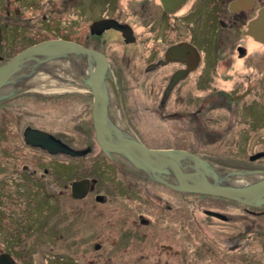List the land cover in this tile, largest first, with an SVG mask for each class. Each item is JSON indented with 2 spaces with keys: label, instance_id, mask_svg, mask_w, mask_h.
<instances>
[{
  "label": "flooded vegetation",
  "instance_id": "obj_1",
  "mask_svg": "<svg viewBox=\"0 0 264 264\" xmlns=\"http://www.w3.org/2000/svg\"><path fill=\"white\" fill-rule=\"evenodd\" d=\"M263 10L264 0H0V67L44 43L94 55L65 51L73 74L40 83L57 59L36 56L0 89V264H167V214L181 226L188 198L206 195L105 153L95 112L149 150L199 156L231 142L264 155V43L252 34ZM243 210L247 230H262L264 206Z\"/></svg>",
  "mask_w": 264,
  "mask_h": 264
},
{
  "label": "water",
  "instance_id": "obj_2",
  "mask_svg": "<svg viewBox=\"0 0 264 264\" xmlns=\"http://www.w3.org/2000/svg\"><path fill=\"white\" fill-rule=\"evenodd\" d=\"M252 32L256 39L264 43V10L254 23ZM65 51L77 53L82 51L87 56H94L91 52L71 45H57L54 48L49 43H44L29 48L7 66L0 67V89L9 83L11 74L18 72L23 64L33 60L36 56L45 54L46 60H53L56 58L55 53L63 54ZM106 68L107 65L104 62L102 70L92 73L91 84L101 81L102 73L106 71ZM93 91L96 93L97 89L94 87ZM96 98V101H102L97 94ZM95 119L100 131L104 130L96 136L103 151L110 156L121 158L127 167L146 177L163 184L169 181L167 185L169 188L185 193L222 198L254 208L264 206V170H226L211 163H203L196 155L186 151L149 150L133 135L119 131L104 118L102 113L95 112ZM261 155H255L250 160L258 159ZM238 180H249L250 182L245 185H234ZM205 214L219 219L225 218L211 211H206Z\"/></svg>",
  "mask_w": 264,
  "mask_h": 264
},
{
  "label": "rangeland",
  "instance_id": "obj_3",
  "mask_svg": "<svg viewBox=\"0 0 264 264\" xmlns=\"http://www.w3.org/2000/svg\"><path fill=\"white\" fill-rule=\"evenodd\" d=\"M234 148L230 142L224 148L227 152L199 153V156H207L211 163L213 160L222 164L219 167L264 170L263 154L250 161V157L258 155L254 153V148L247 146L245 150L240 149L242 152ZM188 199L195 206L182 210L181 226H178L177 216L167 214V243L173 249L172 253L167 254V264H264V216L262 230L255 224L252 230H247L254 218L244 212V205L211 196H192ZM203 208L221 211L226 221L205 217L202 214ZM192 209L199 223L198 228L188 223Z\"/></svg>",
  "mask_w": 264,
  "mask_h": 264
},
{
  "label": "bare ground",
  "instance_id": "obj_4",
  "mask_svg": "<svg viewBox=\"0 0 264 264\" xmlns=\"http://www.w3.org/2000/svg\"><path fill=\"white\" fill-rule=\"evenodd\" d=\"M35 47H37V46H35ZM55 55H56V59L57 60H55L54 62H51L50 63V69H51V71L53 70V73L52 74H50L49 76L48 75H45V74H39L38 75V77H37V79H36V83H40V82H48L49 80H51L50 78H52V80H55V81H57V82H61V80H60V77H62V78H64L65 77V70L69 73V75H71V74H73V73H71V71H69V64H68V62H66L65 60H58V58H60L59 56H60V54L59 53H55ZM40 56H42L43 58L46 56L45 54H42V55H40ZM105 62V61H104ZM106 64V63H105ZM107 69V68H106ZM57 74H59L60 76H57ZM10 76H12V74L10 75ZM11 78V77H10ZM68 78V77H67ZM22 89H24V87H21L20 88V90H22ZM96 125H97V122H96V119H95V122L93 123V126H94V129H95V132H96V136L97 135H100V132L102 131H104L103 129H101V131H100V129L98 128V125H97V128H96ZM192 154V153H191ZM193 155H195V154H193ZM198 158H200V160H202V162L203 163H211V161L209 160V158L206 156V157H201V156H198V155H196ZM212 162L214 163V165H216V166H221L222 164H220V163H218V162H214L213 160H212ZM213 163H211V164H213ZM222 168H224V169H226V170H232V171H238L237 169H235V168H229V167H227V166H222ZM221 171V170H220ZM151 180H153V181H155V182H157V183H160V184H163V183H161V182H159V181H157V180H155V179H152V178H150ZM236 180V179H235ZM234 180V181H235ZM166 183L164 184V185H169V181H165ZM250 181L249 180H238V181H236L235 183L236 184H234V185H245V184H247V183H249ZM175 190V189H174ZM176 191H179V190H176ZM236 203V202H235ZM239 204V203H238ZM248 207V206H247Z\"/></svg>",
  "mask_w": 264,
  "mask_h": 264
},
{
  "label": "trees",
  "instance_id": "obj_5",
  "mask_svg": "<svg viewBox=\"0 0 264 264\" xmlns=\"http://www.w3.org/2000/svg\"><path fill=\"white\" fill-rule=\"evenodd\" d=\"M226 165V164H225Z\"/></svg>",
  "mask_w": 264,
  "mask_h": 264
}]
</instances>
